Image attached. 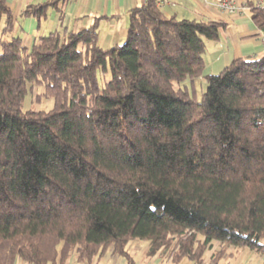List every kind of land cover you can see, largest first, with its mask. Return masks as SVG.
<instances>
[{
	"label": "trees",
	"instance_id": "obj_1",
	"mask_svg": "<svg viewBox=\"0 0 264 264\" xmlns=\"http://www.w3.org/2000/svg\"><path fill=\"white\" fill-rule=\"evenodd\" d=\"M68 1L20 17L40 21ZM249 7L263 31L264 7ZM128 18L121 45H99L95 18L27 48L0 0V264L74 253L134 264V240L173 264H219L229 246L264 255V56L206 76L198 100L191 83L224 23L167 17L157 0ZM34 88L51 109H22Z\"/></svg>",
	"mask_w": 264,
	"mask_h": 264
},
{
	"label": "crops",
	"instance_id": "obj_2",
	"mask_svg": "<svg viewBox=\"0 0 264 264\" xmlns=\"http://www.w3.org/2000/svg\"><path fill=\"white\" fill-rule=\"evenodd\" d=\"M46 0H8L14 21L10 35L19 36L24 46L30 48L32 43L50 31L61 26L71 31L89 27L95 18H101L98 25V42L103 48L113 47L124 43L129 24L128 13L136 7L146 3V0H69L62 12L50 11L47 18L40 21H30L27 29L20 26V13L29 4L44 2ZM218 0H157V5L167 17L177 19L212 20L224 23L219 40L207 41L206 52L203 55L204 71L202 75L191 83L196 91L195 83L203 82L209 75L218 74L234 59L239 57L264 56V30L260 31L253 21L250 10V0H235V11L229 13L217 6ZM19 19V20H18ZM139 242L132 241L127 246V254L133 258L138 249ZM148 243L145 246L144 257L133 259L134 264H168L170 261L159 254L147 257ZM231 253V252H228ZM233 256L223 260H233L230 264H264V255L260 256L247 249L233 251ZM158 255V256H157ZM247 256L245 262L243 258ZM119 264H126L124 258L116 257ZM78 264L72 259L69 264ZM227 263V262H226Z\"/></svg>",
	"mask_w": 264,
	"mask_h": 264
},
{
	"label": "rangeland",
	"instance_id": "obj_3",
	"mask_svg": "<svg viewBox=\"0 0 264 264\" xmlns=\"http://www.w3.org/2000/svg\"><path fill=\"white\" fill-rule=\"evenodd\" d=\"M28 19L30 21H33V22L36 21L35 18H28ZM27 21L28 20H26L24 18H20L19 24L23 29H27V26H29ZM187 84H188V82H187ZM195 87H196L195 92H196L197 98L199 100L202 92L205 91V88H206L205 81H203L201 83L196 82ZM41 92H42L41 88L40 89L34 88L31 93H28L23 100L22 109L23 110H44V111L51 109L53 106V101L51 99L41 97L39 101L36 100V95L40 94ZM137 241L139 242V246H138V249L136 250V253L133 254L132 259H134V260L135 259H141L144 257L145 246L147 245V241H143V240H137ZM218 246H219L218 243H214V248H217ZM234 250L235 249L232 246H229L227 249L228 252H233ZM155 254H159V256L157 255L158 257H163L168 261L170 259L169 257H171V254L169 253V251L163 254V248H160ZM210 254H211L210 251L206 253V256H205L206 261L208 260ZM72 259H77V255L75 253L71 255L70 259L68 260L69 261L68 264L72 261ZM245 259H247V256H245L243 258L242 262H245ZM120 261L121 260H119L118 258L111 257L109 254H106L101 259L96 260L94 264H119ZM228 261H230L231 263L233 262V260H231V259L227 260V261L222 260L219 264H225ZM15 264H27V263L22 261V260H17ZM78 264H81V263L78 262ZM168 264H173V263L170 262ZM179 264H192V263L187 261V260H183Z\"/></svg>",
	"mask_w": 264,
	"mask_h": 264
},
{
	"label": "built area",
	"instance_id": "obj_4",
	"mask_svg": "<svg viewBox=\"0 0 264 264\" xmlns=\"http://www.w3.org/2000/svg\"><path fill=\"white\" fill-rule=\"evenodd\" d=\"M234 1L235 0H218L216 4L222 10L231 13L236 9ZM250 2L253 4L254 7H264V0H250ZM261 41L264 44V38H262Z\"/></svg>",
	"mask_w": 264,
	"mask_h": 264
}]
</instances>
